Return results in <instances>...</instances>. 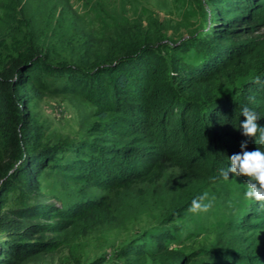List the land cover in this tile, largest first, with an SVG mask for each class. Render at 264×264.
<instances>
[{"label": "trees", "instance_id": "obj_1", "mask_svg": "<svg viewBox=\"0 0 264 264\" xmlns=\"http://www.w3.org/2000/svg\"><path fill=\"white\" fill-rule=\"evenodd\" d=\"M197 1L206 29L174 49L199 48L204 53L194 64L168 60L163 52L174 44H163L158 30L141 24L123 27L103 43L94 40L71 61L59 59L29 31L14 36L11 45L4 42L0 264H55L63 242L84 232V218L99 209L101 200L58 206L44 191L50 169L65 180L109 191L181 181L193 186L191 197L176 209L185 211L210 182L221 180L218 170L231 167L226 157L240 153L242 142L247 151L256 149L254 139L237 128L245 120L243 105L261 115L257 123L264 127V0ZM6 15L8 27L15 28V2ZM219 81L229 90L220 92ZM44 93L91 102L95 121L86 134L40 146L29 108ZM263 226L264 210L256 202L230 240L202 257L171 242L147 247L140 241L127 244L120 256L128 264H264L252 236Z\"/></svg>", "mask_w": 264, "mask_h": 264}, {"label": "rangeland", "instance_id": "obj_2", "mask_svg": "<svg viewBox=\"0 0 264 264\" xmlns=\"http://www.w3.org/2000/svg\"><path fill=\"white\" fill-rule=\"evenodd\" d=\"M12 2L18 14L15 28L8 27L6 15V7ZM140 24L158 30L163 44L175 45L163 52L168 60L178 57L183 63L194 64L202 59L204 52L197 47L174 50L176 44H185L206 29L197 0H0V53L4 42L11 45L14 36L20 39L29 31L59 54V59L71 61L94 40L103 43L117 30ZM1 57L5 58L3 52ZM218 89L225 92L229 86L219 81ZM29 109L38 127L40 146L78 139L95 121L91 102L75 95L44 93L32 100ZM50 170L43 178L44 191L54 196L58 206L101 200L97 212L84 218L86 230L71 242H63L55 264H128L120 252L137 241L147 247L171 242L185 254L202 257L208 249L227 243L236 233L235 225L256 206L255 200L243 197L244 176L210 182L203 192L215 197L213 207L193 214L188 211L191 203L185 211L176 210L191 197L193 189L181 181L164 179L156 185L109 191L91 183L65 180ZM252 236L264 252V226ZM144 264L153 263L147 260Z\"/></svg>", "mask_w": 264, "mask_h": 264}, {"label": "clouds", "instance_id": "obj_3", "mask_svg": "<svg viewBox=\"0 0 264 264\" xmlns=\"http://www.w3.org/2000/svg\"><path fill=\"white\" fill-rule=\"evenodd\" d=\"M241 114L245 120L239 124L237 129L242 130L244 136L253 138L257 147L253 151H247V143L242 142L240 153L226 157L231 167L220 168L218 178L230 181L229 173L246 177L243 197L247 200H255L259 203L260 209L264 210V148L259 147L264 146V127L257 123L262 117L248 105L242 106ZM214 200L215 197L205 191L192 200L188 211L193 214L206 213L213 207Z\"/></svg>", "mask_w": 264, "mask_h": 264}]
</instances>
